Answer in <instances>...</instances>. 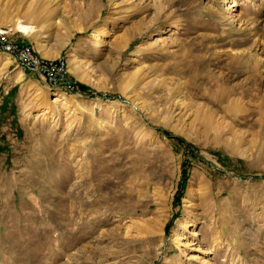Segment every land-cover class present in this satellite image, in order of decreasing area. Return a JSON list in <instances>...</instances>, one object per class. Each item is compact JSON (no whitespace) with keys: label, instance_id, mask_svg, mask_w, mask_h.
<instances>
[{"label":"rangeland","instance_id":"1","mask_svg":"<svg viewBox=\"0 0 264 264\" xmlns=\"http://www.w3.org/2000/svg\"><path fill=\"white\" fill-rule=\"evenodd\" d=\"M0 26L79 90L0 52V264H264V0H0Z\"/></svg>","mask_w":264,"mask_h":264},{"label":"built area","instance_id":"2","mask_svg":"<svg viewBox=\"0 0 264 264\" xmlns=\"http://www.w3.org/2000/svg\"><path fill=\"white\" fill-rule=\"evenodd\" d=\"M0 52L8 54L17 66L34 73L39 82L49 88L60 89L67 93L79 92L70 82L68 64L64 58H43L37 55L34 46L27 42L15 41L9 30L0 26Z\"/></svg>","mask_w":264,"mask_h":264},{"label":"bare ground","instance_id":"3","mask_svg":"<svg viewBox=\"0 0 264 264\" xmlns=\"http://www.w3.org/2000/svg\"><path fill=\"white\" fill-rule=\"evenodd\" d=\"M160 1V0H159ZM40 16H37V18H39ZM86 18V17H85ZM13 27H14V29H16V30H18V31H21L22 33H29V32H31L32 31V26L31 25H29V24H26V23H23L18 17H15V19H14V22H13ZM162 32H163V30H161ZM93 36H96V34L95 33H93ZM44 57L45 56H47V57H53L54 56V54H50V53H47V52H43V54H42ZM8 56H4V62L3 63H7L8 62ZM257 63H259V61H257V62H255L253 65L254 66H258V64ZM68 64V63H67ZM253 65H251L250 66V68H252L253 69ZM67 68H68V66H67ZM249 68V69H250ZM68 73H69V69H68ZM70 74V73H69ZM222 90V89H221ZM222 95H224V94H222ZM220 100V99H219ZM222 101V100H221ZM132 107L134 108V109H137V108H139L140 106H139V104L137 103V102H135V101H132ZM131 107V106H130ZM132 108V109H133ZM236 109V111L237 112H240L241 111V109H238V108H235ZM264 113V112H263ZM179 246H182L184 243L182 242V241H179ZM202 259H203V257H202Z\"/></svg>","mask_w":264,"mask_h":264},{"label":"trees","instance_id":"4","mask_svg":"<svg viewBox=\"0 0 264 264\" xmlns=\"http://www.w3.org/2000/svg\"><path fill=\"white\" fill-rule=\"evenodd\" d=\"M179 139V138H178ZM180 140V139H179Z\"/></svg>","mask_w":264,"mask_h":264},{"label":"crops","instance_id":"5","mask_svg":"<svg viewBox=\"0 0 264 264\" xmlns=\"http://www.w3.org/2000/svg\"><path fill=\"white\" fill-rule=\"evenodd\" d=\"M14 40V39H13Z\"/></svg>","mask_w":264,"mask_h":264}]
</instances>
